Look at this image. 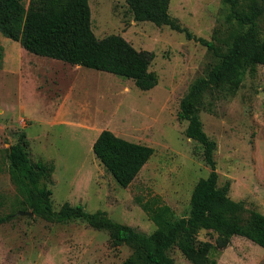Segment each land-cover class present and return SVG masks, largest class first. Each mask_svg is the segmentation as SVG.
Segmentation results:
<instances>
[{"label":"rangeland","instance_id":"rangeland-1","mask_svg":"<svg viewBox=\"0 0 264 264\" xmlns=\"http://www.w3.org/2000/svg\"><path fill=\"white\" fill-rule=\"evenodd\" d=\"M24 3L28 7L30 0ZM89 3L97 38L119 35L137 50L155 54L150 70L158 85L142 91L132 80L30 54L22 40L0 31V217L15 215L0 224V264H122L132 254L126 245L113 246L108 231L84 222L58 224L19 215L30 210L8 173V152L22 133L32 161L55 167L49 184L55 211L65 203L82 205L146 235L157 227L139 202L158 197L177 217H188L196 185L211 173L204 147L186 136L188 122L178 115L190 86L217 63L213 52L168 26L135 21L126 0ZM169 14L222 52L239 30L223 0H171ZM25 19L8 28L22 35ZM210 100L208 94L199 115L217 143L218 186L229 182L232 200L264 214V67L250 68L235 94L218 99L213 114L205 108ZM104 130L154 150L128 188L93 152ZM199 239L215 244L216 235L202 231ZM168 255L174 264H192L177 247ZM215 256L217 264H264V248L241 237Z\"/></svg>","mask_w":264,"mask_h":264},{"label":"trees","instance_id":"trees-1","mask_svg":"<svg viewBox=\"0 0 264 264\" xmlns=\"http://www.w3.org/2000/svg\"><path fill=\"white\" fill-rule=\"evenodd\" d=\"M90 0H0V31L9 39L22 40L30 54L66 64L105 72L125 80H132L142 91L158 85V76L150 70L155 54L139 51L119 35L103 39L92 30ZM137 22H150L157 27L168 26L188 39L209 48L217 59L205 77L190 86L180 103L179 121L188 122L186 136L204 147L208 178L196 185L188 217L179 218L173 209L158 197L139 202L141 208L156 225L151 235L140 233L130 226L112 220L107 213H90L82 205L65 203L59 211L52 205L49 184L55 167L51 163H34L26 133L8 152V173L34 216L48 222L66 224L81 221L96 230L108 231L113 246L126 245L132 254L122 264H174L168 255L177 247L192 264H217L216 254L226 250L234 237L245 238L264 248V214L247 210L242 202L229 197L230 183L219 188L215 152L217 143L204 131L199 106L208 94L205 105L208 113L221 96L235 94L250 68L264 67V0H223L229 17L236 20L239 30L227 51L222 52L212 42L196 38L169 14L171 0H126ZM25 17L20 35L8 25ZM4 47L0 43V67ZM93 152L106 171L122 188H128L154 154L151 147L125 140L110 130L100 133L93 144ZM15 215L0 217V224ZM202 231L216 235L215 244L201 241Z\"/></svg>","mask_w":264,"mask_h":264},{"label":"water","instance_id":"water-1","mask_svg":"<svg viewBox=\"0 0 264 264\" xmlns=\"http://www.w3.org/2000/svg\"><path fill=\"white\" fill-rule=\"evenodd\" d=\"M19 215L23 217H33L34 214L32 212H20Z\"/></svg>","mask_w":264,"mask_h":264},{"label":"crops","instance_id":"crops-1","mask_svg":"<svg viewBox=\"0 0 264 264\" xmlns=\"http://www.w3.org/2000/svg\"><path fill=\"white\" fill-rule=\"evenodd\" d=\"M78 68H80V67H78Z\"/></svg>","mask_w":264,"mask_h":264}]
</instances>
